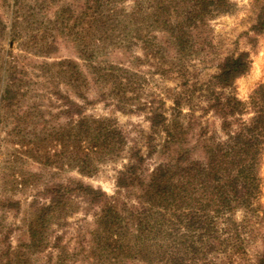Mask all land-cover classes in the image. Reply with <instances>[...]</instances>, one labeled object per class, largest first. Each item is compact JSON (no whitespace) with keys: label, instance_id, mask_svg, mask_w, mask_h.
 <instances>
[{"label":"trees","instance_id":"16d2710c","mask_svg":"<svg viewBox=\"0 0 264 264\" xmlns=\"http://www.w3.org/2000/svg\"><path fill=\"white\" fill-rule=\"evenodd\" d=\"M234 10L232 0H0V264H264V234L254 258L247 249L264 214V84L247 101L235 92L251 70L247 52L217 61L205 81L198 72L200 53L214 47L210 22ZM252 29L264 33V2ZM60 37L76 47L88 73L74 59L50 61ZM110 47H141L144 56L129 66L99 63ZM157 76L176 85L156 93L149 78ZM100 103L146 115L147 154L118 120L88 113ZM210 113L221 135L199 128L203 159L192 158L199 147L187 146L147 166L159 136L166 149L181 145ZM123 159L114 195L78 180L40 190L44 175L29 169L92 178ZM20 197L36 209L28 240L15 246L7 216L21 210ZM90 216L91 229L81 224Z\"/></svg>","mask_w":264,"mask_h":264},{"label":"rangeland","instance_id":"374dc122","mask_svg":"<svg viewBox=\"0 0 264 264\" xmlns=\"http://www.w3.org/2000/svg\"><path fill=\"white\" fill-rule=\"evenodd\" d=\"M75 0H67V2H73ZM235 4V10L232 14L221 16L210 22L208 29L209 39L214 44L213 48L204 49L198 57V72L201 73L200 79L202 81L207 80L211 75L216 73V69L213 67L216 62L221 61L225 56L230 54H240L247 52L250 54L251 70L244 77L238 79L235 83V92L238 97L247 101L249 97L255 92V90L262 84H264V33L257 34L253 31L252 27L256 24L257 13L259 7L263 4L264 0H232ZM133 2H129L128 7L131 8ZM159 40L167 43V36L163 34L158 35ZM60 50L57 54L53 55L50 61L60 59H74L77 60L82 69L88 73V64L84 62L78 54L76 47L62 37L59 39ZM15 52L19 53L17 44L14 46ZM135 56H144L141 47H135L132 50L125 49L124 47H110L106 49L98 58L99 63H112L129 66ZM170 56L175 57V51L170 50ZM41 61L39 59H34ZM202 60V61H200ZM148 68H143L147 70ZM176 82L171 80H164L157 77L149 78V88L156 93L163 92L166 87H174ZM74 97V95H72ZM90 99L94 100L98 97V91L94 88L90 94ZM166 99V108L168 110L169 117L174 113L170 110L172 102ZM184 114L188 113L187 107H184ZM89 114L96 116H106L115 118L118 120L120 126L127 132L131 140H138L143 151L147 154V139L145 136L150 134V124L146 119L144 113H124L120 111L113 104L100 103L90 108ZM198 116L202 114L198 113ZM173 118V116H171ZM185 127L188 126L189 119L185 116L181 117ZM200 124L195 123L189 135L181 145H172L173 147H163L165 137L159 136L156 143L159 144L157 153L147 161V166L151 169L155 168L160 163L169 162L172 158H175L179 152V148L199 147V150H195L192 153V158L203 159V151L200 148V140L198 134L201 133L202 126L207 127L210 131L217 132L220 136V120L210 113L200 119ZM126 158V157H125ZM127 159L120 160L117 163H110L104 166L99 174L92 178H85L81 176L77 171L73 170H45L38 164H31L29 169L32 171L41 172L44 175V182L42 188L47 184L66 183L70 180H78L84 184L91 185L95 188H100L106 191L109 195H114L117 192L116 180L118 172L124 167ZM150 174V173H149ZM147 173V176H149ZM261 177V195L260 202L264 205V156L262 158L261 168L259 171ZM124 197V191L121 192ZM33 194V193H31ZM23 199V204L20 211H13L8 214V222L15 227V231L12 235V242L16 246L21 242L28 240L27 224L35 215V209L31 206L33 200ZM44 197H39L40 202H45ZM243 211H238L236 218L238 221L243 219ZM79 219L83 220V215H78ZM261 219V218H260ZM86 228H94L95 219L94 216H90L87 220L81 222ZM255 231L258 235L253 233L256 238L253 242H249L247 249L250 257L254 258L258 251L261 250L263 244L260 236L264 234V214L263 219L255 223ZM220 264H227L223 261Z\"/></svg>","mask_w":264,"mask_h":264}]
</instances>
